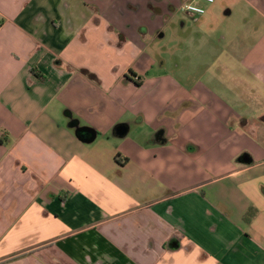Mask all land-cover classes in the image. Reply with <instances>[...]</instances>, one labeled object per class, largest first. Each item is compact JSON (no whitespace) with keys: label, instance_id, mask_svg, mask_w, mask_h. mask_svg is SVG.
<instances>
[{"label":"crops","instance_id":"crops-1","mask_svg":"<svg viewBox=\"0 0 264 264\" xmlns=\"http://www.w3.org/2000/svg\"><path fill=\"white\" fill-rule=\"evenodd\" d=\"M182 2L0 0V264H264V0L199 17L249 43L189 89L141 42Z\"/></svg>","mask_w":264,"mask_h":264},{"label":"rangeland","instance_id":"rangeland-1","mask_svg":"<svg viewBox=\"0 0 264 264\" xmlns=\"http://www.w3.org/2000/svg\"><path fill=\"white\" fill-rule=\"evenodd\" d=\"M239 3L233 14L228 17L223 15L219 20L212 21L207 18L202 23L199 17H187L181 12L174 11L171 16H162V28L156 30L143 29L142 51L143 59H151L153 68L150 69V75L167 77L176 87L189 89L196 85L206 84L209 78L204 75L215 73L218 66L222 63L230 62V57L238 60L243 57L247 51L249 37V28L244 20L249 18L248 8ZM248 10V11H247ZM210 20V21H209ZM186 26H182V22ZM212 23V24H211ZM212 26L211 29L209 28ZM204 26L200 31V26ZM157 31L165 35L159 39ZM223 34L226 40H221ZM240 41V42H239ZM240 44V45H239ZM222 52H228L230 56H220ZM235 56H231V53ZM231 76V73H229ZM226 72L223 76L228 83H233L232 77L228 78ZM63 110V114L65 115ZM131 135L133 132L130 133Z\"/></svg>","mask_w":264,"mask_h":264},{"label":"water","instance_id":"water-1","mask_svg":"<svg viewBox=\"0 0 264 264\" xmlns=\"http://www.w3.org/2000/svg\"><path fill=\"white\" fill-rule=\"evenodd\" d=\"M71 114L69 115V118H71ZM72 127L75 128L76 136L79 138L80 141H82L85 144H91L97 139V131L91 127L88 126H80L79 121H73ZM128 126L125 125H119L116 130L115 134L118 137H125L128 134ZM252 158L249 154H244L239 159V162L241 164L249 165L252 163Z\"/></svg>","mask_w":264,"mask_h":264},{"label":"built area","instance_id":"built-area-1","mask_svg":"<svg viewBox=\"0 0 264 264\" xmlns=\"http://www.w3.org/2000/svg\"><path fill=\"white\" fill-rule=\"evenodd\" d=\"M217 0H183L179 11L185 14L202 17L206 14L207 8L214 5Z\"/></svg>","mask_w":264,"mask_h":264},{"label":"trees","instance_id":"trees-1","mask_svg":"<svg viewBox=\"0 0 264 264\" xmlns=\"http://www.w3.org/2000/svg\"><path fill=\"white\" fill-rule=\"evenodd\" d=\"M117 127H118V126H117ZM117 127H116V128H117ZM115 130H116V129H115ZM256 213H257L256 210L251 209V210L245 215V220H246L247 222H251L252 219L255 217Z\"/></svg>","mask_w":264,"mask_h":264}]
</instances>
